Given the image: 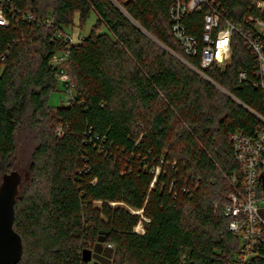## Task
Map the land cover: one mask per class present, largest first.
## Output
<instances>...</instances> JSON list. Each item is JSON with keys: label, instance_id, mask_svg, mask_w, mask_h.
Here are the masks:
<instances>
[{"label": "trees", "instance_id": "trees-1", "mask_svg": "<svg viewBox=\"0 0 264 264\" xmlns=\"http://www.w3.org/2000/svg\"><path fill=\"white\" fill-rule=\"evenodd\" d=\"M214 1L264 53V33L246 22L264 21L254 0ZM171 5L0 0L9 19L0 25V185L22 176L18 264H98L83 252L103 244L111 264H235L240 240L223 206L244 183L231 136L263 126L257 57L234 34L229 62L202 68L172 34ZM92 14L90 33L72 44L67 29ZM184 20L200 38L203 12ZM65 50L74 94L51 107L60 76L51 59ZM257 251L247 264H264V245Z\"/></svg>", "mask_w": 264, "mask_h": 264}, {"label": "built area", "instance_id": "built-area-1", "mask_svg": "<svg viewBox=\"0 0 264 264\" xmlns=\"http://www.w3.org/2000/svg\"><path fill=\"white\" fill-rule=\"evenodd\" d=\"M253 5L258 11L264 12V1L254 0ZM13 11L15 9L11 5V12ZM200 12H203V31L198 38L188 32L184 19L189 14ZM169 14L173 36L182 45L186 55L200 56L202 68L213 64L225 66L231 57L232 36L241 35L245 45L257 57L256 74L260 77L259 84L264 89V53L260 37L256 38L251 31H244L235 21L229 19L225 10L214 0H172ZM22 18L32 21L34 16L26 13ZM246 22H254L258 32L264 33V21L248 16ZM0 25H9V19L2 7H0ZM68 39L75 44L82 37L77 42H74L71 36ZM68 58V50L57 53L52 57L51 65L60 70L59 78L65 84L70 101L73 98L74 86L66 70ZM4 60L5 56L2 55L0 62ZM240 78L245 79L246 74L240 73ZM257 117L263 126L255 135L247 136L236 132L231 136L235 159L244 169L243 186L236 187L230 192L228 203L223 206L225 215L231 217L229 230L240 240V251L235 264H247L254 260L258 255L257 250L264 245V189L261 183V176L264 175V117L260 115ZM235 181L236 177L233 176V182ZM108 247L112 246L108 245Z\"/></svg>", "mask_w": 264, "mask_h": 264}, {"label": "water", "instance_id": "water-1", "mask_svg": "<svg viewBox=\"0 0 264 264\" xmlns=\"http://www.w3.org/2000/svg\"><path fill=\"white\" fill-rule=\"evenodd\" d=\"M261 181L264 189V175L261 176ZM21 182V174L12 171L3 177L0 185V264H18L23 255L22 237L14 229L15 205ZM105 234L107 232L100 233V243L104 242ZM83 259L85 262L92 261L90 249L83 252Z\"/></svg>", "mask_w": 264, "mask_h": 264}, {"label": "rangeland", "instance_id": "rangeland-1", "mask_svg": "<svg viewBox=\"0 0 264 264\" xmlns=\"http://www.w3.org/2000/svg\"><path fill=\"white\" fill-rule=\"evenodd\" d=\"M97 17L95 14H92L90 18L87 20V22L84 24V26L80 27L78 24V19L75 21V25L71 28L67 29L68 34L71 36V38L74 40V42H77L79 38L87 36L92 26L96 23ZM106 31V28H103V32ZM69 102V95L66 92V87L64 82L61 80V78L58 79V85L57 89L49 95L48 103L51 107H59L62 105H67ZM138 232H143L142 226H139L137 228ZM93 263L98 264H111L112 261V253L108 247L103 244L100 248H95L92 250Z\"/></svg>", "mask_w": 264, "mask_h": 264}]
</instances>
